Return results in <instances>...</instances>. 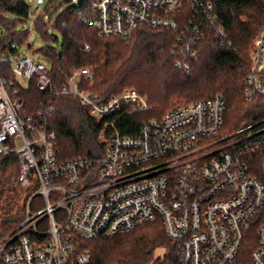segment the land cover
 I'll list each match as a JSON object with an SVG mask.
<instances>
[{"label":"built area","instance_id":"obj_1","mask_svg":"<svg viewBox=\"0 0 264 264\" xmlns=\"http://www.w3.org/2000/svg\"><path fill=\"white\" fill-rule=\"evenodd\" d=\"M87 1L94 14L90 24L100 38L127 40L139 27L178 30L177 13L186 6L200 20L212 18L203 0ZM12 65L29 81L35 79L40 91L49 86L46 63L22 56ZM263 73L264 30L251 51L248 99L264 92ZM82 81L93 84L91 68L74 70L63 93L78 97L91 117L104 123L103 141L114 129L108 120L124 107L129 113L150 109L135 90L98 104L80 90ZM14 86L0 82V155L17 154L21 185L31 188L35 180L38 192L27 204L25 220L0 241V264H87V257L73 258L78 238L112 239L157 219L176 244L179 264H264V162L258 171L252 160L264 148V127L253 125L216 142L225 99L186 103L133 136L114 131L97 160L59 162L56 134L24 116L11 93ZM35 197L42 212L30 209Z\"/></svg>","mask_w":264,"mask_h":264},{"label":"trees","instance_id":"obj_2","mask_svg":"<svg viewBox=\"0 0 264 264\" xmlns=\"http://www.w3.org/2000/svg\"><path fill=\"white\" fill-rule=\"evenodd\" d=\"M57 1L36 17L32 30H18L30 19V6L26 0H0V82L15 83L11 93L24 116L56 134L59 162L102 158L114 131L133 136L170 110L218 96L226 101L221 136H232L253 125L264 127V92H255L251 99L245 94L254 40L264 30V0H203L209 2L211 19L200 20L186 6L177 13L178 30L139 27L127 40L100 38L90 24L94 14L87 0H67L74 6L58 16L56 12L49 15ZM219 27L224 37L219 35ZM32 31L47 42L34 51L50 67L45 91L38 89L35 79L27 86L17 83L13 71L12 61L20 57L19 49L27 46L33 50L28 44ZM51 31L62 36L60 49L51 45L59 39ZM85 67L92 68L94 82L82 81L80 90L91 93L98 104L135 90L148 99L150 109L129 113V107H124L108 120L115 130L108 129L102 141L104 123L94 120L78 97L63 93L71 73ZM260 83L264 87V73ZM252 160L259 171L264 148ZM34 193L21 187L18 155H0V241L25 220ZM36 201L37 197L30 202L32 211H39ZM79 257H87V264H179L176 244L168 238L161 219L112 239L78 238L73 258Z\"/></svg>","mask_w":264,"mask_h":264},{"label":"rangeland","instance_id":"obj_3","mask_svg":"<svg viewBox=\"0 0 264 264\" xmlns=\"http://www.w3.org/2000/svg\"><path fill=\"white\" fill-rule=\"evenodd\" d=\"M28 5L30 6V19L27 20V22H25L24 24H20L17 29L18 30H32L34 28V22L36 20V17L39 16L40 14L43 13L44 10H46L47 6H49V4L53 1V0H26ZM39 1H42L43 4L41 7H37V4ZM74 6L73 2H67V0H58L57 3L54 4V6L52 8H50L48 10V14L51 15L53 13H57V16L62 14L66 9L70 8ZM53 25V23H52ZM51 33H53L54 35H58L59 39L57 42L52 43L51 45H53L55 48L60 49L62 42H63V38L60 34H58L56 31H51ZM29 45H32V51L29 50V48L27 46H23L19 49V55L20 57L22 56H29V57H35L34 56V51L38 50V49H42L47 45V42L45 40H43L41 38V36L39 34H37V32L32 31L31 33V37L29 39L28 42ZM90 68V67H89ZM92 69V68H91ZM13 71L15 73L16 76V80L23 86H27L29 83V79L24 76L21 71H19V69L16 66H13ZM193 102V101H192ZM228 137L221 136V134L219 133L217 137L214 138V140H216V142L218 141H222L224 139H226ZM101 139V137H100ZM102 140V139H101ZM103 141V140H102ZM225 145V144H224ZM223 145V146H224ZM31 184V189L35 192L34 195L38 192V185L37 182L35 180H32L30 182ZM22 188H24L26 190L25 187H23L21 185ZM33 195V196H34ZM41 199L37 198L36 201V206H41ZM27 208V207H26ZM43 207L37 209L39 211L36 212H42ZM42 209V210H41ZM43 230H47V226H44ZM255 243V238L253 237V244ZM242 260L245 261V255H242Z\"/></svg>","mask_w":264,"mask_h":264},{"label":"water","instance_id":"obj_4","mask_svg":"<svg viewBox=\"0 0 264 264\" xmlns=\"http://www.w3.org/2000/svg\"><path fill=\"white\" fill-rule=\"evenodd\" d=\"M41 5H42V1H39L37 7H41Z\"/></svg>","mask_w":264,"mask_h":264}]
</instances>
